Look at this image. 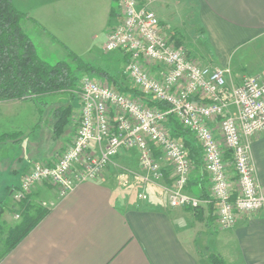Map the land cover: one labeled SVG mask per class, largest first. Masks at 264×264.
<instances>
[{
    "label": "crops",
    "instance_id": "0c3cea01",
    "mask_svg": "<svg viewBox=\"0 0 264 264\" xmlns=\"http://www.w3.org/2000/svg\"><path fill=\"white\" fill-rule=\"evenodd\" d=\"M28 2L25 6L14 0L32 18L23 27L38 53L41 48L45 55L55 52L67 58L70 51L79 55L92 51L85 34L93 28L90 32H105L104 49L112 22L117 20L114 0ZM178 7L185 20H194L201 32L199 44L205 52L199 58L203 65L229 69L230 84L241 83L248 74L264 73V0H161L154 9L162 26L172 25ZM199 44L196 50L202 52ZM148 68L158 77L164 73L157 64ZM124 82L132 87L128 79ZM55 94L0 99V150H7L0 156V174L7 176L10 197L34 162L57 159L76 132L80 106L70 120L73 109L63 134H55L58 107L71 104L62 98V104L54 106L50 99ZM43 108L48 113L45 117ZM230 109L237 114L234 106ZM212 126L219 137L217 123ZM130 151L121 150L101 178L82 182L63 196L54 186L38 184L29 194V202L44 206L47 212L16 246L2 254L0 264H212L213 254L227 264H264V212L241 215L234 226L224 229L216 222L213 203L205 202L197 211L172 207L169 193L175 174L161 151L154 147L163 176L151 181H143L149 171L142 167L141 156L138 160L128 156ZM251 155L264 192V132L252 138ZM228 163L237 183L233 164ZM132 167H138L136 173ZM126 169L132 171L129 187L134 191L127 204H122V192L113 175ZM189 182L203 191L204 199L211 197L212 182L203 164L194 165ZM7 209L0 206L4 239L23 216L21 204L13 202L12 213Z\"/></svg>",
    "mask_w": 264,
    "mask_h": 264
},
{
    "label": "built area",
    "instance_id": "2783aa9c",
    "mask_svg": "<svg viewBox=\"0 0 264 264\" xmlns=\"http://www.w3.org/2000/svg\"><path fill=\"white\" fill-rule=\"evenodd\" d=\"M116 1L117 20L109 29L104 49L126 54L124 72L131 86L168 107L149 105L140 95L123 91L120 84L82 75L74 90L80 117L72 140L57 159L34 162L23 174L11 193L15 203L21 204L38 184L54 186L63 196L82 182L97 180L123 149L140 150L141 165L149 171L145 181L159 179L162 166L153 144L175 174L169 193L172 207L195 210L205 202L213 203L216 222L224 229L234 226L241 215L264 212V192L251 155L252 138L264 132V73L248 74L241 83L230 84L229 69L203 65L164 32L154 9L161 0ZM155 64L164 68L161 77L148 68ZM170 114L194 132L202 147L203 166L212 182L210 198L187 191L195 164L184 140L171 134ZM226 150L231 153L237 187ZM131 174L128 169L121 172L123 184Z\"/></svg>",
    "mask_w": 264,
    "mask_h": 264
},
{
    "label": "trees",
    "instance_id": "16d2710c",
    "mask_svg": "<svg viewBox=\"0 0 264 264\" xmlns=\"http://www.w3.org/2000/svg\"><path fill=\"white\" fill-rule=\"evenodd\" d=\"M116 3L114 0L113 10ZM27 19L32 18L27 12L19 9L14 0H0V99L35 98L60 92L67 93L71 98H78L74 90L79 87L81 74H89L93 77H102L101 79L113 85L120 84L123 91L131 95H140L149 105L163 109L168 107L164 101L147 97L136 88L124 86V80L127 79L124 70L122 76L118 77L72 51L69 52L68 58L54 63L40 56L34 41L23 27V22ZM176 42L181 45L178 39ZM120 54L126 63L128 56L123 52ZM58 110L54 129L55 134L61 136L69 122L73 106L61 105ZM168 127L173 136L184 140L194 164H203L202 147L194 132L185 127L174 114L169 115ZM225 159L232 160L229 150L225 151ZM187 191L201 197L205 196L201 194L203 191L190 186V182ZM21 210L22 220L10 228L5 238L6 251L16 246L47 212L42 205H32L29 197L21 203ZM210 261L212 264H227L218 254L211 255Z\"/></svg>",
    "mask_w": 264,
    "mask_h": 264
},
{
    "label": "rangeland",
    "instance_id": "374dc122",
    "mask_svg": "<svg viewBox=\"0 0 264 264\" xmlns=\"http://www.w3.org/2000/svg\"><path fill=\"white\" fill-rule=\"evenodd\" d=\"M18 1H20V3L24 4L25 6L30 5L28 2L29 0H16V2H18ZM181 4L183 5L182 2H181ZM176 12H177V14L176 13L172 14L173 15L172 25L167 26L165 24L166 26L165 25L163 26L164 32L170 38H172V40L176 41L178 39L181 42L180 44L186 49V51L190 57H192L194 59L196 58L198 61H201V59L199 58L200 53L205 52L204 51L205 49L202 47V45L199 44V42H200L199 37H201V34H200L201 32L197 31L196 25H195V23H193L194 20L192 22H188V20H185V18L183 17V14H182L183 11L179 7H178V10L176 9ZM174 14L176 15L175 17H177L176 20L174 19ZM113 22H115V20H113ZM93 29H91V30H93ZM91 30H89L87 32V34H85V37L87 39V42L90 44V47H91L90 49L92 51L88 50L86 52H83L81 54L82 57L85 58L86 60L91 61L92 63L104 68V69L109 70L110 72H113L118 77L122 76V71L124 70L126 63H125L123 57L120 55L119 51H106L105 49H103L101 42L104 41L103 36H104L105 32H103L101 30H99V32H98V30H94L93 32H90ZM94 34L96 35L95 37L93 36ZM87 42L85 41L86 45H87ZM198 44L200 45V51H202L204 49L202 52H199L196 50V47ZM39 54L44 56V57L46 56L48 58V60L52 63H54L60 59H64V58L66 59V57L60 56L58 53H55V52L49 53L48 55H45L41 48L39 49ZM82 75H84V74H81V77H82ZM95 78L101 79L102 77H95ZM125 80H127V79H125ZM124 84L127 85L129 83L124 82ZM62 98H63V100L66 99L67 101H70L72 106H73L74 113L70 117V120H72V117H74L76 115V112L79 109L80 101L78 98H71L70 95H68L67 93H63V92L56 93L54 95V98H52L50 100H51L52 104H54V106H57V105L62 104V102H63ZM43 109H44L43 116H44V114H45V116H47L48 113H47L46 108H43ZM154 147H153V150H154ZM3 154L4 155L7 154V150L6 151L0 150V156ZM154 155H155V153H154ZM128 156H131L132 159L138 160V158H140V150L137 148H133L132 151L128 152ZM134 169L137 170L138 167H134L132 169L136 173V171ZM120 171L121 170L115 172L113 177L115 178V181L119 185V188L122 192V200L120 199L122 201V204H127L126 201L130 198V196H132L134 190L130 188L131 187L130 186V179H129V182L127 184L122 183V180L120 177V175H121ZM6 178H7V176L5 174H0V206H5V207H8V209H9V208H11V206H12L13 202H15V200L13 197L9 196L8 185H7L9 183H7L8 181L6 180ZM17 180H18V178H17ZM143 181H145V180H143ZM233 185H234V187H237V183L235 182V180H233ZM139 196H140V194H139ZM118 200H119V198H118ZM123 200H125V201H123ZM8 209H7V211H9V212L12 211L11 209H9V210ZM6 250H7V243H5V239L0 234V257L2 256V254Z\"/></svg>",
    "mask_w": 264,
    "mask_h": 264
}]
</instances>
